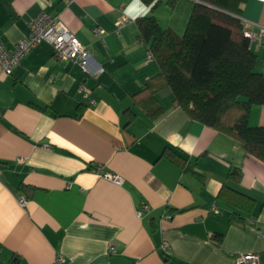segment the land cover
Instances as JSON below:
<instances>
[{
  "label": "crops",
  "instance_id": "obj_1",
  "mask_svg": "<svg viewBox=\"0 0 264 264\" xmlns=\"http://www.w3.org/2000/svg\"><path fill=\"white\" fill-rule=\"evenodd\" d=\"M193 1L0 0L7 49L46 12L90 52L85 70L42 41L0 77V264H237L240 253L264 264V161L189 117L169 87L156 93L155 118L132 98L160 71L136 19L154 15L181 34ZM122 14L129 20L117 30ZM240 18L257 32L264 0L244 2ZM250 47L264 72V36ZM248 121L264 125V105H253ZM233 168L241 169L233 187L253 199L250 214L218 196ZM143 203L149 210L138 215Z\"/></svg>",
  "mask_w": 264,
  "mask_h": 264
},
{
  "label": "trees",
  "instance_id": "obj_2",
  "mask_svg": "<svg viewBox=\"0 0 264 264\" xmlns=\"http://www.w3.org/2000/svg\"><path fill=\"white\" fill-rule=\"evenodd\" d=\"M159 1L142 0L151 8ZM246 1L194 0L182 34L163 28L154 15L137 18L138 37L148 44L160 71L132 98L155 118L162 112L156 93L169 87L174 104L189 117L232 136L249 155L264 161V125L248 121L251 107L264 105V72L255 68L257 57L240 18ZM133 117L128 114L129 121ZM166 155L184 166L177 153ZM240 179V168L230 170L218 196L250 214L253 199L232 185Z\"/></svg>",
  "mask_w": 264,
  "mask_h": 264
},
{
  "label": "built area",
  "instance_id": "obj_3",
  "mask_svg": "<svg viewBox=\"0 0 264 264\" xmlns=\"http://www.w3.org/2000/svg\"><path fill=\"white\" fill-rule=\"evenodd\" d=\"M129 17L122 14L116 21V28L119 30ZM29 33L27 36L19 40L13 49H7L6 46L0 41V77L12 74L14 68L20 64L22 58L31 49L42 41L49 43L54 54L59 59H67L79 64L85 70L90 66V52L87 46L62 22L58 17L51 16L46 12H41L33 17L29 22ZM245 35L250 39V42L259 41L264 36V26H261L257 32L249 29L248 24L244 25ZM97 33L102 34V29L96 30ZM147 59H153L152 54L148 51ZM84 96H89L90 92L84 87L80 89ZM94 101V100H93ZM95 170L100 172L105 178L119 183L121 177L117 174L110 172H103L101 165H96ZM23 203L24 199L20 198ZM149 210V205L143 203L137 210L138 215H142ZM162 247L168 249L167 243H163ZM110 251L115 250V246H109ZM258 259L256 253H240L236 256L237 264H255ZM57 261H63L62 256H58Z\"/></svg>",
  "mask_w": 264,
  "mask_h": 264
},
{
  "label": "rangeland",
  "instance_id": "obj_4",
  "mask_svg": "<svg viewBox=\"0 0 264 264\" xmlns=\"http://www.w3.org/2000/svg\"><path fill=\"white\" fill-rule=\"evenodd\" d=\"M181 29H182V28H181ZM183 29L185 30V28H184V27H183ZM183 29L181 30V34L184 32V30H183Z\"/></svg>",
  "mask_w": 264,
  "mask_h": 264
}]
</instances>
